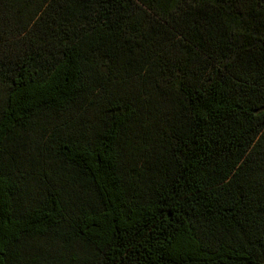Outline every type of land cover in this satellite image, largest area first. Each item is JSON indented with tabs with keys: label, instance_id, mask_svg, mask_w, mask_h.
<instances>
[{
	"label": "trees",
	"instance_id": "trees-1",
	"mask_svg": "<svg viewBox=\"0 0 264 264\" xmlns=\"http://www.w3.org/2000/svg\"><path fill=\"white\" fill-rule=\"evenodd\" d=\"M0 264H264V0H0Z\"/></svg>",
	"mask_w": 264,
	"mask_h": 264
}]
</instances>
